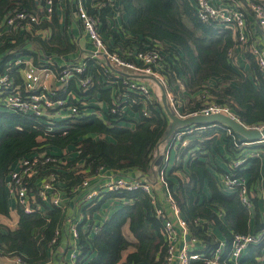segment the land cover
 Masks as SVG:
<instances>
[{
	"label": "trees",
	"instance_id": "16d2710c",
	"mask_svg": "<svg viewBox=\"0 0 264 264\" xmlns=\"http://www.w3.org/2000/svg\"><path fill=\"white\" fill-rule=\"evenodd\" d=\"M90 1L92 4L93 0L88 1V12L99 18L100 33L110 50L116 48L122 58L132 61L136 52L154 48L160 52V71L166 88L174 95V102L180 105L178 94L183 99L187 93H199L197 99L182 103L179 110L183 114L207 103H218L229 106L246 125L264 124V84L253 55L247 52L255 75L252 81L241 78L229 64L228 52L236 44L231 30L203 23L189 0H117L118 11L126 17L120 31L105 28L110 11L107 3L93 7ZM17 11L42 14L37 0H0V72L5 69L10 72L15 66L22 69V65L13 64L17 58L32 56L33 63L42 67L45 65L41 60L43 56L72 49L58 27L55 12L51 21L42 20L29 31L6 26L7 16ZM40 28L51 29L52 35L42 38L35 33ZM89 65L88 71L94 79L102 74L103 69L94 60H89ZM50 68L56 73L59 71L57 66ZM16 73L18 71H14V76ZM176 80L180 81V87L175 85ZM232 80L237 82L236 87L232 86ZM87 95L95 96V87ZM132 110L140 112V117L131 128L121 124L123 118L115 120L112 115H104L103 120L93 114L57 121L56 130L48 131L41 120L0 106V215L9 214L5 182L14 162L44 150L61 160L54 165H43L41 176L52 170L59 187L63 184L65 191L72 192L82 179L94 175L100 166L114 175L129 178L132 177L125 170L135 168L152 180L154 170L159 167L157 144L167 135L170 119L159 103L150 106L149 115H143L139 105H134ZM205 125L208 124L180 128H194L192 133L184 135L185 138L197 135L191 144L188 141L186 146H176L175 163L166 170L165 176L169 193L187 225V234L199 242L196 251L209 258L220 241L225 242L223 255L227 256L233 234L250 230V213L236 193L228 195L219 189L209 169L211 163L205 160L206 152H203L218 148L216 133H219L229 153H235L237 148L231 135L222 126L196 129ZM198 138L203 141L199 142ZM198 143L199 148H195ZM55 147L63 151L58 152ZM191 148V155L185 158ZM252 171L256 175L255 166ZM178 172L183 176H178ZM102 195L97 202L84 204L81 200L79 203L83 210L80 220H74L79 247L75 264H162L167 244L162 234L163 221L156 216L150 195L142 190L107 191ZM109 198L123 204L101 225L94 224L93 213ZM254 220L255 231L251 233L263 232L264 221L259 213ZM126 223L133 241L122 232ZM61 224H66V218L57 206L45 203L40 212L33 213H25L18 207L16 227L0 226V254L20 257L27 264H42L53 256L63 231ZM210 226L223 238L219 239ZM56 231L59 234L55 243H51ZM190 264L207 263L201 258L191 260ZM238 264H264V238L251 244Z\"/></svg>",
	"mask_w": 264,
	"mask_h": 264
},
{
	"label": "built area",
	"instance_id": "2783aa9c",
	"mask_svg": "<svg viewBox=\"0 0 264 264\" xmlns=\"http://www.w3.org/2000/svg\"><path fill=\"white\" fill-rule=\"evenodd\" d=\"M195 6L198 18L205 24L224 26L233 28L237 31V40L247 46V39L243 33L246 26V18L243 11L239 8L226 6L221 4H213L211 0H191ZM74 13L77 22L82 28L87 40L92 47L88 54L79 61H71L66 64H58L53 57L44 59L45 65L38 67L26 57L17 58L13 64L22 65L23 81L22 84H16L14 78L7 69L0 73V106L8 111L18 112L27 116H31L43 122L44 129L48 131L56 130L55 123L61 120L78 118L89 115L86 111V102L82 99L76 100L73 94L76 92H87L92 87L94 77L89 73V60L99 62V67L106 73L114 70L117 74L115 83L120 84L121 89L116 95L113 102L107 105L102 111L94 112L100 115L104 120V115H112L115 120H120L124 115L125 107H133L134 105H143L141 112L143 115H149V111L145 106L150 103L151 91L148 85L142 79L132 78L125 74L126 70L132 73L140 74L158 80L163 86L165 81L160 71L161 55L154 48L138 51L134 55V60L124 59L117 52L118 49L110 50L107 42L100 33V21L97 15L90 14L85 6V0H73ZM37 12L17 11L10 13L5 21L6 26L10 28H20L31 30L34 25L42 20H49L55 12L57 0H37ZM94 7L105 5L104 2L93 0ZM249 11L253 14L256 25L261 33L262 44L252 46L249 52L253 55L260 74V80L264 84V1L252 2L247 0ZM37 33V30H35ZM51 65L57 66L59 71L56 73L50 68ZM74 78L77 83L76 90H68L67 84L70 78ZM55 81V85L48 87L46 82L50 79ZM64 88L62 85H64ZM63 90H62V89ZM74 91V92H73ZM170 93V92H169ZM168 93L170 105L176 116L179 118H187L194 116H208L212 114H223L236 121L241 122L233 110L227 106L218 103H207L194 111L183 114L179 110V106L174 102L171 94ZM92 113V112H91ZM99 116V117H100ZM117 116H120L118 119ZM242 125L249 130L262 131L264 124ZM222 126L232 137L234 146L238 148L243 144H264V136L255 141L238 142L235 134L226 126L213 123L205 126L196 127V129H204L206 127ZM183 128V127H180ZM177 128L169 139L168 147L176 150V146H186L188 138L184 135L190 134L193 127ZM64 154V152H63ZM169 155L165 154V161L168 162ZM60 157L52 155L47 151H42L34 155L21 157L17 159L12 168L9 170L5 186L9 199L14 200L16 205L25 213L40 212L42 204L51 206H60L61 193L56 174L52 170L41 176V167L47 164L54 165L59 163ZM242 159H237L234 163L233 172H225L222 175V185L227 190L236 193L240 203L247 209L252 208V201L249 195L248 182L245 176L237 174L234 170L240 165ZM64 163V161H61ZM44 171V170H43ZM166 169L161 168L156 183L162 184L168 188L166 181ZM92 177V178H91ZM96 182V183H93ZM153 182L146 179L129 178L125 176H117L109 172L106 168L100 166L94 175L86 176L73 189L72 192L82 194L81 198L84 204L97 202L101 200L102 194L107 191H134L142 190L150 195L153 204L155 197L152 193ZM167 201L169 208L175 216V222L168 218L161 208L155 207V214L163 221L162 234L166 241V253L162 264H170L174 260H178L180 264H189L191 260L203 259L207 264H238L239 258L244 254L246 249L253 243L261 241L264 238V231L258 234L234 233L231 241V248L227 256L223 255L225 250V242L220 241L213 250L209 258L203 257L195 248L199 242L189 236V239H183L182 245L177 246L180 238L186 236L187 225L179 214V210L172 199L169 190H167ZM221 216L222 213L218 212ZM264 221V215L262 217ZM69 232L73 241L72 249L68 254V261L75 264L78 256L79 247L77 246V226L74 219L68 218ZM66 220V222H67ZM94 230L97 227H93ZM92 229V230H93ZM59 231H56L55 237L51 243H55ZM9 255V254H7ZM225 257V259H222ZM15 264H27L20 257L10 256Z\"/></svg>",
	"mask_w": 264,
	"mask_h": 264
},
{
	"label": "crops",
	"instance_id": "0c3cea01",
	"mask_svg": "<svg viewBox=\"0 0 264 264\" xmlns=\"http://www.w3.org/2000/svg\"><path fill=\"white\" fill-rule=\"evenodd\" d=\"M88 1L89 0H85V6L87 9H88ZM97 1L104 2L105 4L107 3L106 5H108V8H110V11L107 13L106 21L104 24L105 28L115 31L123 30L122 29L123 21H125L126 17L125 15L120 14V12L118 11L117 0L116 2L115 0H97ZM189 1L191 2L192 6L195 8L193 2L191 0ZM211 1L213 4L232 6L234 8H239L241 11L244 12L246 18V26L243 30V33L247 39L248 44L247 46H245L244 43L238 42L236 37L237 31L233 30V28L225 27L231 30L232 36L236 41V44L228 52V60L231 67L241 76V78H248L253 81L255 75L251 69L250 60L247 56V52H249V48H251L252 46L261 45L262 38H261V33L256 25L254 16L248 9L247 0H211ZM90 5L93 6L91 4V1H90ZM54 14L57 17L58 27L61 33L65 35L67 41L70 44H72L71 47L72 49L70 51L63 52L61 54L53 53V55H49V56L53 57L54 61L58 62V64H66L71 61H79L81 58L83 59L85 56H88L92 45L87 40L85 34L82 31L81 26L76 20L73 0H57V5ZM37 35L41 36L42 38H49L52 35V31L51 29L40 28L37 30ZM64 42L66 44V40H64ZM32 49L37 50V48L34 47H32ZM49 56H45V58ZM25 57L33 62L32 56H25ZM42 58L43 59L41 60L45 59L44 56ZM96 64H98L99 66V62L97 60H96ZM15 67L17 70L14 69V67L11 68L12 71H10V75L11 76L13 75L15 79L17 78L18 80L17 79L14 80L15 82L17 81L16 84H19L21 83V81H23V70L18 66ZM14 71H18V73H16V76H14L13 74ZM116 74L117 73L114 70H110V72L108 73H106L103 70L102 74L98 75L96 79H94L93 85L89 90L95 87V96L87 95L89 91L87 92L78 91L73 94L74 99H76L77 101L82 99L83 101L86 102V111L90 112L89 115H93V114L96 115L98 112L104 111L107 108V105L111 104L113 100L116 98L117 93L121 89L120 84L115 83ZM125 74L126 75L128 74L127 76L132 78H136V79L140 78L148 85L152 97L150 103L145 104L148 111L150 109V106L155 107V103H159L162 105V95L165 94L169 109L174 113L173 108L170 105V101H169L170 99L168 93L170 92L169 94H171L172 98L174 97V95L171 93V91H168V89L166 88V82H165V86H163L158 80H154L150 77L143 76L140 74L132 73L129 70H126ZM49 81L51 86L56 84L52 78ZM176 84L179 87L181 86L179 80L175 81V85ZM231 84L234 87L237 86V82L235 80H232ZM64 86L65 84L62 85L63 88ZM67 88L68 90H76L77 83L73 77L70 78V80L68 81ZM180 96L181 94H178L177 97V99L181 100L180 105L176 103L179 107H181L182 103L186 104L190 100L197 99L199 97V93L198 92L192 94L187 93L185 95L186 97L183 94L182 95V97L184 96L183 99ZM142 106L143 105H139L140 110ZM94 112H96V114ZM139 117H140V112L133 111L132 107L131 108L125 107L123 121L121 122V124L123 126H127L131 128L134 126L135 122L139 120ZM99 118H101V116ZM216 134H217L216 145L218 148L213 149L211 151L203 150L204 154L206 152L205 160L211 163V167H209V169L211 171V174H213V176L217 181V186L224 194H228V195L234 192H231L230 190H227L226 188L223 187L222 175L225 172H229V171L233 172L232 166L234 165L237 159L243 160L240 162V165L234 171L239 175L245 176L248 182L249 195L252 201V208L250 210L248 209L250 213V219H249L250 230L248 232L251 233L253 232V230L255 231L254 219L256 213H259L261 218L264 215V144H258V143L243 144L236 149L237 151L235 153L232 154L229 153V151L227 150L226 142L222 141L223 139L221 140V135L219 133ZM196 135L197 134L188 136V141L190 144L192 143V141L195 138L194 136ZM164 138L161 141H159L157 144L156 151L158 154V158H160L158 159L159 167L157 170H154L155 172L152 180H150V178H148L147 175L143 174L138 169L132 168V169H127L125 171L132 178H137V179L141 178L153 182L152 193L155 197L154 206L161 208L164 211L165 215L175 222V216L171 212L167 201L168 188H165L162 184L156 183L160 169L164 168L168 170L175 163V158H176L175 157L176 150L175 149L171 150L168 147L169 145L168 137L166 138L165 136ZM198 140L199 142L203 141V139L201 138H198ZM236 140L239 143L242 142L237 137ZM199 146H200L199 143L195 144V148H199ZM56 151L62 152L63 149L60 150L56 148ZM192 151H193L192 148L189 149L187 154L185 155V158L190 156ZM165 154L169 155L168 162L165 161ZM244 158L246 159L244 160ZM256 162L258 163V165H256ZM254 166L257 169L256 175H254L252 171V168H254ZM216 167L220 168L221 171L216 170L215 169ZM176 174H178V176L180 177L183 176L182 173L180 172ZM60 190H61L60 191L61 204L58 207L62 210L66 220L68 218H72L74 220L75 219L80 220L79 216L80 215L82 216L83 208L81 209L79 203L82 200L81 198L82 194L65 191L63 184H61ZM120 204H123V202H119L112 198L105 200L102 203V205H100L98 211H96L92 215V221L94 222V224L101 225L120 206ZM17 221H18V206L16 205L14 200L9 199V214L7 216L0 215V226H2L3 228L14 229L17 225ZM61 227L63 231L59 238V242L55 247L54 252L51 251L53 256H51L50 259H48L46 262H43L42 264H72L68 261V254L70 249H72V245H73L71 234L69 232V221L67 220L66 224L62 225ZM210 230L219 239L223 238L222 234L215 227L210 226ZM122 232L124 236H126L129 240L131 241L135 240L132 233L129 230L128 223H126L123 226ZM184 238L186 239V236H183L182 238L179 239L177 243L178 247L182 245V240ZM195 248H197V246ZM126 254L127 251L123 253V256H125ZM0 264H15V263L10 258V255L0 254ZM170 264H180V263L178 262V260H174Z\"/></svg>",
	"mask_w": 264,
	"mask_h": 264
},
{
	"label": "water",
	"instance_id": "95a60500",
	"mask_svg": "<svg viewBox=\"0 0 264 264\" xmlns=\"http://www.w3.org/2000/svg\"><path fill=\"white\" fill-rule=\"evenodd\" d=\"M162 105L166 114L170 119V127L166 135V138L170 137L171 134L177 128L180 127L189 126V125H199V124H213V123L224 124V126L228 127L235 134V136L242 142L255 141L258 140L261 136H264V129L262 131L246 129L241 122L236 121L223 114H212L208 116L200 115L194 117L179 118L169 109L165 94L162 95ZM186 239L187 240L189 239V234H186Z\"/></svg>",
	"mask_w": 264,
	"mask_h": 264
},
{
	"label": "rangeland",
	"instance_id": "374dc122",
	"mask_svg": "<svg viewBox=\"0 0 264 264\" xmlns=\"http://www.w3.org/2000/svg\"><path fill=\"white\" fill-rule=\"evenodd\" d=\"M46 85H47L48 87H52V86L50 85V81H47V82H46Z\"/></svg>",
	"mask_w": 264,
	"mask_h": 264
},
{
	"label": "bare ground",
	"instance_id": "6f19581e",
	"mask_svg": "<svg viewBox=\"0 0 264 264\" xmlns=\"http://www.w3.org/2000/svg\"><path fill=\"white\" fill-rule=\"evenodd\" d=\"M128 75V74H127ZM66 153V152H65ZM251 156V155H250ZM258 157V156H257ZM246 158H244V160H245Z\"/></svg>",
	"mask_w": 264,
	"mask_h": 264
}]
</instances>
